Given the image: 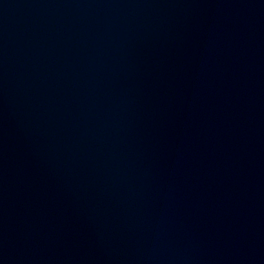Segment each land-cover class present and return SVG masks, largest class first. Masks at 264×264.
Masks as SVG:
<instances>
[{
	"label": "water",
	"instance_id": "obj_1",
	"mask_svg": "<svg viewBox=\"0 0 264 264\" xmlns=\"http://www.w3.org/2000/svg\"><path fill=\"white\" fill-rule=\"evenodd\" d=\"M0 264H264V0H0Z\"/></svg>",
	"mask_w": 264,
	"mask_h": 264
}]
</instances>
